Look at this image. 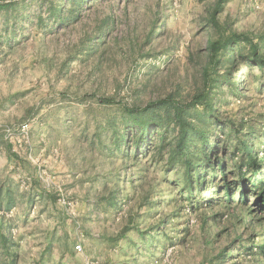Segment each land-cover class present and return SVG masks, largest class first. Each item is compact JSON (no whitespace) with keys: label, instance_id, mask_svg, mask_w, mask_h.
Instances as JSON below:
<instances>
[{"label":"rangeland","instance_id":"rangeland-1","mask_svg":"<svg viewBox=\"0 0 264 264\" xmlns=\"http://www.w3.org/2000/svg\"><path fill=\"white\" fill-rule=\"evenodd\" d=\"M215 2L95 0L62 23L50 12L62 0H0V264H264L242 250L264 242V206L258 186L243 188L248 208L239 198L249 174L235 150L250 134L263 155L264 67L242 60L237 94L213 87L226 178L214 170L193 197L155 150L134 159L115 146L139 133L135 112L153 105L158 119L190 102L203 68L222 79L227 61L207 56L222 32L248 36L264 59V0H225L213 23ZM97 7L115 21L93 46Z\"/></svg>","mask_w":264,"mask_h":264},{"label":"trees","instance_id":"trees-1","mask_svg":"<svg viewBox=\"0 0 264 264\" xmlns=\"http://www.w3.org/2000/svg\"><path fill=\"white\" fill-rule=\"evenodd\" d=\"M95 0H62L58 10L56 6H52L50 9L51 14L58 13L59 20L62 23H69L78 19L81 16L83 6L88 3L89 7L93 6ZM225 0H216L212 8V19L215 22V16L222 9ZM68 7H70L68 9ZM68 12V15H64ZM94 16L90 21H98L100 25L95 30L93 39H88V43L93 42V46H96V42L99 41L100 36L104 31L114 23L112 15L105 14L100 8H96ZM104 34V37L106 35ZM103 37V38H104ZM260 40H264V35L260 36ZM248 46L250 54L248 56L243 55V49ZM259 44L253 42L251 38L243 34L226 33L225 31L218 35V37L212 39L208 43L207 56L210 62L220 61L224 59L227 61V67L224 76L220 81H213L211 79L206 68L202 70V88L197 91L191 98L190 102L186 105H179L177 103L170 104L163 111V115L156 118L158 108L156 106H147L140 112H135L132 116L131 126H137L139 133L135 136L134 141L132 132L127 137L123 135L119 139H115V146L120 149L122 142L125 145L124 154H127V150H132L134 155L132 158L136 159L138 154L146 157L147 154L155 150L158 156V160H162L166 167L174 170L178 167L182 170V179L177 181L174 185L179 184L181 186L180 192L191 198L199 189V182L202 177L210 179L215 171L218 176L223 179L226 178V170L223 166V162L218 159L219 144L214 141V136L210 134L209 125L211 123L217 126H222L223 123L218 119L216 110L214 109V103L211 102L213 87L215 84L227 82L231 85V91L237 94L241 91L240 87H244L246 80L241 75L240 63L242 60L244 63L250 65H256L259 68L264 67V59L259 55ZM234 75L230 77V72L234 71ZM230 79V80H229ZM172 126V128H171ZM173 133L172 135H170ZM246 135L244 138L239 139L236 145V149L241 151L240 172L242 167H245L246 173L249 177H244L240 181L239 198L245 207L247 205L244 191L246 185L248 188L258 186L261 188L260 193L257 194L258 202L264 206V175L262 170L264 169V150L262 157L258 158V153H254L253 146L246 141ZM169 137H171L169 139ZM152 141H147L150 139ZM118 140V141H117ZM226 148H228L226 146ZM156 158V157H155ZM206 166L200 174L197 173L198 168ZM215 170V171H214ZM245 176V175H244ZM243 177V174H242ZM246 184V185H245ZM226 190V197L228 201H233L229 196V188L227 184L224 185ZM250 190V189H247ZM263 194V195H262ZM248 242L247 239L244 243ZM257 248V252L252 250ZM249 250L253 256H264V242L261 244H255L253 241L250 247L244 246L242 250Z\"/></svg>","mask_w":264,"mask_h":264}]
</instances>
